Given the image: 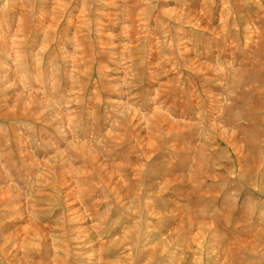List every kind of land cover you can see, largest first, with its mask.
Instances as JSON below:
<instances>
[{
  "label": "rangeland",
  "instance_id": "1",
  "mask_svg": "<svg viewBox=\"0 0 264 264\" xmlns=\"http://www.w3.org/2000/svg\"><path fill=\"white\" fill-rule=\"evenodd\" d=\"M0 264H264V0H0Z\"/></svg>",
  "mask_w": 264,
  "mask_h": 264
},
{
  "label": "bare ground",
  "instance_id": "2",
  "mask_svg": "<svg viewBox=\"0 0 264 264\" xmlns=\"http://www.w3.org/2000/svg\"><path fill=\"white\" fill-rule=\"evenodd\" d=\"M2 151V150H1Z\"/></svg>",
  "mask_w": 264,
  "mask_h": 264
}]
</instances>
